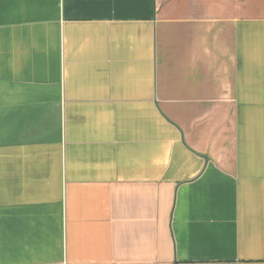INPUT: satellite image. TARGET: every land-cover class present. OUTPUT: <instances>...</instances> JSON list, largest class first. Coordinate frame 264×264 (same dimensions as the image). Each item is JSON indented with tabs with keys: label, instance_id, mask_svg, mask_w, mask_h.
<instances>
[{
	"label": "crops",
	"instance_id": "0c3cea01",
	"mask_svg": "<svg viewBox=\"0 0 264 264\" xmlns=\"http://www.w3.org/2000/svg\"><path fill=\"white\" fill-rule=\"evenodd\" d=\"M264 264V0H0V264Z\"/></svg>",
	"mask_w": 264,
	"mask_h": 264
},
{
	"label": "built area",
	"instance_id": "2783aa9c",
	"mask_svg": "<svg viewBox=\"0 0 264 264\" xmlns=\"http://www.w3.org/2000/svg\"><path fill=\"white\" fill-rule=\"evenodd\" d=\"M58 264H66V261L60 262V263H58Z\"/></svg>",
	"mask_w": 264,
	"mask_h": 264
}]
</instances>
